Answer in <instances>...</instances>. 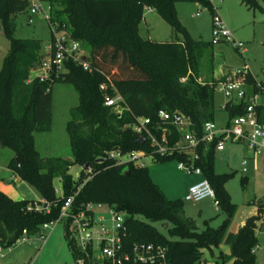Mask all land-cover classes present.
<instances>
[{
    "label": "trees",
    "instance_id": "obj_1",
    "mask_svg": "<svg viewBox=\"0 0 264 264\" xmlns=\"http://www.w3.org/2000/svg\"><path fill=\"white\" fill-rule=\"evenodd\" d=\"M240 1L249 9L264 13V0ZM46 2L51 6V27L68 32L83 49L89 50L87 59L94 70L89 72L80 64L67 61L65 70L54 74L52 79H31L32 72L41 67L45 57L42 41L14 36V17L28 10L29 2L0 0V20L10 42L0 70V142L14 152L8 167L42 196V200L13 199L0 190V240L4 247L15 246L24 236L45 233L43 225L56 221L67 198L75 196L73 212L81 211L87 203L100 202L128 213V242H151L166 247L167 264H207L204 251L214 255V249L223 243L230 246V254H221L216 264H255L258 217H249L239 232H229L236 206L231 202L226 183L234 174L215 172V143L206 151L200 150L201 159L196 166L214 188L228 218L216 228L206 221L202 231L186 215L183 201L169 199L153 182L147 167L134 163L117 165L108 157L111 150L117 149L123 153L151 150L148 139L140 142L141 136L133 129L139 117L150 118L155 128L160 123V110L180 113L190 117L193 128L200 133L205 122L216 121L215 93L222 81L203 76L200 67L204 56L217 43L193 39L176 11V3L188 2L204 6L214 14L212 1ZM147 7L155 9L170 24L177 33L175 40L156 41L141 36L140 24ZM210 66L212 70L213 65ZM97 69L112 78L117 92L124 98L127 110L121 116L105 105L100 89L105 76ZM235 76L238 79L240 74ZM245 80L249 84L256 82L252 74H247ZM56 82L72 84L79 94V104L71 109L67 123L72 160L44 157L35 144L37 132L52 128V87ZM225 111L230 123L245 114L246 106L227 102ZM258 113L264 124V105L258 108ZM167 126L172 129L171 142L177 141L180 132L174 126ZM173 157L187 161V156L179 153L156 155L155 160ZM74 164L83 167L78 180L70 173ZM87 164L89 167L85 169ZM56 178L62 183L60 195L54 184ZM154 222H162L163 227L168 222L167 234L158 230ZM65 223L68 245L76 256V242L71 238L68 222Z\"/></svg>",
    "mask_w": 264,
    "mask_h": 264
},
{
    "label": "rangeland",
    "instance_id": "obj_2",
    "mask_svg": "<svg viewBox=\"0 0 264 264\" xmlns=\"http://www.w3.org/2000/svg\"><path fill=\"white\" fill-rule=\"evenodd\" d=\"M216 13L233 32L235 39L244 43V48L236 49L231 43L219 42L211 48L213 51L207 53L202 61L200 70L203 76L216 77L219 68H232L229 77L238 71L250 72L264 79V13L249 9L240 0H213ZM45 8L47 2H44ZM196 3L178 2L176 11L181 23L187 28L193 39L206 43L214 42L213 18L214 14L206 7L201 6L200 15ZM14 36L19 39H40L42 41V53L47 50L52 42L53 33L50 22L42 13L32 14L29 10L18 13L14 17ZM140 34L143 38H151L156 41H171L176 39L174 32L155 10L147 7L144 11V20L140 25ZM10 48V42L3 32L0 20V70L5 55ZM87 55L89 50L83 49ZM212 53V57H211ZM213 65L212 70H210ZM34 74V73H33ZM221 74V73H220ZM214 75V76H213ZM242 75V74H241ZM241 77V76H239ZM216 99V123L224 125L228 121V114L222 108L226 102L223 93L217 89ZM79 104V94L76 88L67 82H56L52 87V128L49 131L37 132L35 144L37 150L44 157H60L73 159L72 147L67 123L71 119V109ZM244 143H227L224 151H215L214 170L216 173H233L234 176L226 183V189L230 194L231 202L235 204L236 210L231 224L235 225L237 232L245 225L251 216H257L256 231L258 244L255 248V264H264V151L251 156ZM14 157V152L4 147L0 142V170L7 167ZM247 159V172H243L241 162ZM140 161L145 163L149 174L165 195L172 200H182L186 215L192 216L198 230L205 229V220L212 227H219L228 218L225 209L219 205L216 208L212 198H206L199 202L187 201L185 197L190 186L204 178L195 173H188L178 168L179 159L176 157L165 161H157L152 156H147ZM83 169L74 164L70 173L75 180L80 178ZM0 173V181L8 180V184H2L8 194H14L17 199L42 200L41 194L27 182L15 175L16 182L12 180L11 173ZM3 178V179H2ZM5 180V181H6ZM58 194L62 193V183L59 178L54 180ZM4 192V191H3ZM108 214L107 206L101 211ZM158 230L167 234L162 222L152 223ZM66 223L60 221L45 231L46 241L40 236L34 235L28 240L19 242L4 249V256L0 257V264H76V256L73 249L68 245L66 237ZM70 228V227H69ZM236 232V233H237ZM229 255L230 246L226 243L214 249V256L208 250L204 251V259L207 264H216L219 256Z\"/></svg>",
    "mask_w": 264,
    "mask_h": 264
},
{
    "label": "built area",
    "instance_id": "obj_3",
    "mask_svg": "<svg viewBox=\"0 0 264 264\" xmlns=\"http://www.w3.org/2000/svg\"><path fill=\"white\" fill-rule=\"evenodd\" d=\"M27 1L29 2L28 10L32 14L42 13L50 21L51 6L47 3L46 8L44 7L46 0ZM201 10L199 6L197 16L200 15ZM52 28V42L44 53L45 57L41 67L32 72L31 79L37 77L41 81L50 80L54 74L58 75L65 70L67 61L80 64L84 70L92 72L94 68L87 59L88 55L81 43L73 39L68 32L59 31L54 26ZM213 36L215 43L228 42L236 49L244 48V43L235 39L231 29L216 11L213 18ZM97 71L105 76V81L100 84L105 105L112 107L116 114L121 116L127 110L124 98L117 92L112 78L101 70L97 69ZM237 73L241 77L237 79L235 75L229 76L219 83L217 89L226 99L222 107L224 110L227 102L236 105L244 104L245 114L235 117L225 126H218L215 121H207L202 125L200 133L193 128L194 124L190 117L160 110L158 114L160 123L155 128L151 126L152 121L147 117L137 118L133 125L137 134L148 139L150 151L136 150L123 153L117 149L111 150L108 157L114 159L117 165L134 163L144 167L145 163L140 161L144 157L155 158L156 155L165 157L179 153L186 155L187 161H179L178 168L188 173L201 175L203 174L202 169L196 166V162L201 159L200 150L206 151L214 143L215 151H224L227 143L230 142L244 143L253 155L262 153L264 151V124L259 119L258 108L264 105V81L256 79L254 84H249L245 78L247 74H251L250 72L238 71ZM109 91L113 92V95ZM167 125L176 127L180 132L181 137L177 141L171 142L172 129ZM241 165L243 172H247V159L242 160ZM74 198L75 196L67 198L59 218L56 221L45 223L43 229L46 231L54 228V225L60 221L68 222L71 238L75 239L78 249L76 264H167L166 247L151 242L133 244L128 242V213L100 202L87 203L81 211L73 212ZM206 198H212L214 204L219 207L214 188L206 178H203L190 186L185 200L199 202ZM105 205L108 214L101 212ZM37 209L41 210L40 206H37ZM40 237L46 241L45 233ZM28 239L27 236L22 238L23 241ZM4 249L6 248L0 240V257L4 256Z\"/></svg>",
    "mask_w": 264,
    "mask_h": 264
},
{
    "label": "crops",
    "instance_id": "obj_4",
    "mask_svg": "<svg viewBox=\"0 0 264 264\" xmlns=\"http://www.w3.org/2000/svg\"><path fill=\"white\" fill-rule=\"evenodd\" d=\"M141 25V24H140ZM3 26V25H2ZM3 32H4V29H3ZM149 39H151V38H149ZM46 51V50H45ZM45 51H44V53H45ZM232 71H236V70H233L232 68H230V69H226V68H224V67H221V68H219L218 69V71H217V76L216 77H213V78H215V79H220L221 81H225L226 80V76H224V75H222V74H229L230 75V73L232 72ZM221 73V74H220ZM225 74V75H226ZM252 74V73H251ZM256 79H259V77L257 76V75H254V74H252ZM214 76V75H213ZM260 80V79H259ZM262 81H264V79H261ZM216 122V121H215ZM228 124V121L224 124V125H221V126H225V125H227ZM246 148V147H245ZM249 152V151H248ZM251 156H255V155H253L252 153H251ZM4 172H8V173H11L12 175H11V178H12V180L13 181H15L16 182V179H18V178H15V175H17V174H15L14 172H13V170L12 169H10L9 167H7V170H5V171H3V170H0V173L2 174V176H4L5 174H4ZM198 175V174H197ZM199 176H202V175H199ZM17 177H18V175H17ZM205 178V177H204ZM3 179V178H2ZM6 180V179H5ZM4 179L3 180H1L0 181V190H2V191H4L6 194H8V190L7 189H5V188H2V184H8L9 183V181L8 180H6L5 181ZM200 181V180H199ZM199 181H197V182H199ZM22 182H25V181H23L22 180ZM197 182H195V183H197ZM195 183H193V184H195ZM192 184V185H193ZM58 193V192H57ZM10 197H12L13 199H17V198H15V196H14V194H8ZM24 199V198H23ZM216 208L218 209L219 207H217L216 206ZM190 216V215H189ZM190 217H192V216H190ZM205 221H207V220H205ZM235 227V225H232V224H230V226H229V232H231V233H236L237 232V230L234 228ZM214 256V255H213Z\"/></svg>",
    "mask_w": 264,
    "mask_h": 264
},
{
    "label": "water",
    "instance_id": "obj_5",
    "mask_svg": "<svg viewBox=\"0 0 264 264\" xmlns=\"http://www.w3.org/2000/svg\"><path fill=\"white\" fill-rule=\"evenodd\" d=\"M139 141H140V142H144V141H145V138H144V137H140V138H139ZM15 161H16V163L18 164V159H16ZM88 167H89V164H87V165L84 166L85 169H87ZM124 171L128 173V169H127V168H125ZM168 226H169V223L166 222V223L164 224V229H167Z\"/></svg>",
    "mask_w": 264,
    "mask_h": 264
}]
</instances>
